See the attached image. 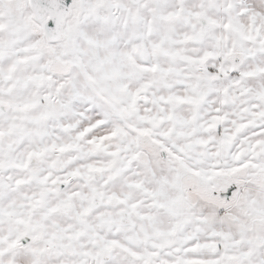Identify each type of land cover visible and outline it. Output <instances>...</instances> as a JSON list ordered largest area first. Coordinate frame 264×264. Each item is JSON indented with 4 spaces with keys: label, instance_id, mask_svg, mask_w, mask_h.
Returning a JSON list of instances; mask_svg holds the SVG:
<instances>
[{
    "label": "rangeland",
    "instance_id": "1",
    "mask_svg": "<svg viewBox=\"0 0 264 264\" xmlns=\"http://www.w3.org/2000/svg\"><path fill=\"white\" fill-rule=\"evenodd\" d=\"M41 24L0 0V263L30 262L25 225L75 242L56 264L112 238L106 264H264V0H75L56 43Z\"/></svg>",
    "mask_w": 264,
    "mask_h": 264
},
{
    "label": "flooded vegetation",
    "instance_id": "2",
    "mask_svg": "<svg viewBox=\"0 0 264 264\" xmlns=\"http://www.w3.org/2000/svg\"><path fill=\"white\" fill-rule=\"evenodd\" d=\"M31 7V5H30ZM32 10V8H31ZM33 12V11H32ZM35 18V15L33 13ZM36 20V19H35ZM37 21V20H36ZM39 22V21H38ZM42 23V22H39ZM43 28V23L41 24ZM44 32V31H43ZM45 36V35H44ZM47 40V39H46ZM2 82V77L0 75V84ZM151 146L156 149V146L151 144ZM97 176L93 175L92 179L96 178ZM82 177L78 174L71 175L70 177L65 178L62 181L54 182L53 188L54 191L58 193L66 192L74 183L80 181ZM237 190V186L235 184H231L225 186L223 188L214 189L208 192V195H212V197L217 198L220 202L228 203L232 200V197ZM92 206L95 208H100L101 202L98 198H94L91 202ZM192 204L190 201L184 200L180 202L179 205L186 210H192ZM3 218V213L0 211V220ZM13 223L14 218L12 217ZM39 230H43V227ZM35 228H30L29 226L24 225V229L22 232L18 233L17 236L13 239L15 251H30L31 258L30 262L27 260V263L22 262H12L10 264H56L57 261L53 259H59L63 257H67L70 259L75 258L79 253L78 249L76 248L75 242H63L59 239H52L50 235H47L44 232H40ZM116 240L112 238L110 240L112 249H104V250H97V259L91 258L87 263L85 260L79 261L77 264H102L108 263L111 260L112 255L114 256L116 252ZM98 248V246H95ZM64 259V258H63ZM64 263H68L64 261ZM2 264V263H0ZM163 264V263H162Z\"/></svg>",
    "mask_w": 264,
    "mask_h": 264
},
{
    "label": "water",
    "instance_id": "3",
    "mask_svg": "<svg viewBox=\"0 0 264 264\" xmlns=\"http://www.w3.org/2000/svg\"><path fill=\"white\" fill-rule=\"evenodd\" d=\"M74 2L75 0H30L35 19L43 23L47 41L53 43L62 41L63 29L71 15Z\"/></svg>",
    "mask_w": 264,
    "mask_h": 264
}]
</instances>
